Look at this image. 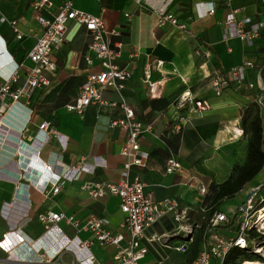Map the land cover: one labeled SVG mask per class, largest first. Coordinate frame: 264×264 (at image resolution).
Returning <instances> with one entry per match:
<instances>
[{
  "label": "crops",
  "instance_id": "crops-1",
  "mask_svg": "<svg viewBox=\"0 0 264 264\" xmlns=\"http://www.w3.org/2000/svg\"><path fill=\"white\" fill-rule=\"evenodd\" d=\"M35 1L0 0V41L14 61L25 65L20 69L22 77L26 67L31 65L28 52L42 32L37 14L52 19L64 0H50L51 6L41 7L37 12L32 5ZM73 2L77 9L102 17L109 30L117 31L109 34L110 44H122L118 61L122 66L129 65L133 73L121 94L111 87L104 89L103 97L108 104H90L83 113L69 110L67 105L75 102L87 76L99 72L101 66L97 60L92 65L85 60L91 41L85 26L74 20L68 22L66 41L54 54L57 68L47 72L51 85L36 91L29 104L31 111L18 103L2 113L0 238L15 225L28 237L37 238L44 230L38 215L47 210L64 211L79 219L94 213L102 218L106 228L127 234L120 199L111 194L93 198L82 188L87 181L116 182L121 178L127 160L122 152L127 132L120 126H111V122L124 116L120 106L122 95L134 110L136 119L152 126L141 141V149L149 154L146 165H133L131 178L139 176L145 190L157 201L176 198L188 212L186 224L201 223L220 185L230 177L234 164L245 160L248 136L244 133L242 114L255 100V91L238 88L234 83L222 96H215L211 80L216 73L228 74L234 66L248 61L255 67H264V0H172L167 9L187 24L186 30L170 24L160 25L158 10L145 0ZM156 5L161 7L162 3L156 1ZM211 6L215 11L206 13ZM229 14L234 15V21L227 24ZM243 19H249L246 30L262 24L259 36L252 43L237 35ZM11 20H17L24 33L22 39H17ZM254 71L248 72L247 80L257 83L258 76L263 80L264 72L262 76V71ZM182 95L208 99L211 107L203 116L188 119L181 131H173L174 122L165 113ZM45 121L68 136L67 150L61 151L56 139L39 153L32 147L23 148L24 142L32 144L30 136H36ZM25 125L28 131L21 133ZM56 152H61L65 168L93 164L96 156L105 158L106 165L81 172L57 194L43 192L38 184L51 174L44 170L43 163L54 165L53 171L60 169L53 158ZM170 158L181 162L180 170L166 171ZM263 182L264 169L235 193L233 199L238 198L241 204L235 205L233 210L231 206L229 211L243 205L247 194ZM199 183L205 185V192L198 189ZM5 212L9 217H5ZM177 225L173 217L167 215L146 231V237L153 234L160 237L150 247L147 261L178 255L177 264L188 262L192 240L183 232L175 231ZM61 226L70 235L77 233L65 222ZM224 232L231 235L234 230ZM78 233L84 239L92 237L89 232ZM143 241L147 243L146 238ZM181 243H186L187 252L172 248ZM93 245L105 247L97 242ZM105 248L109 257L105 264H113L115 248ZM5 258L6 253L0 248V264H8Z\"/></svg>",
  "mask_w": 264,
  "mask_h": 264
},
{
  "label": "built area",
  "instance_id": "built-area-1",
  "mask_svg": "<svg viewBox=\"0 0 264 264\" xmlns=\"http://www.w3.org/2000/svg\"><path fill=\"white\" fill-rule=\"evenodd\" d=\"M141 1L137 0V2ZM156 1L162 3L161 7L156 5ZM171 1L145 0L148 5L158 10L160 25L170 24L180 30H186L187 24L181 22L173 12L167 9ZM32 5L37 12L41 7L51 6L52 1L36 0ZM214 11L215 7L211 6L206 13ZM37 20L42 26V32L28 52L27 57L31 65L26 67L24 77L20 74V69L25 65L14 61L8 55L4 43L0 41V120L5 109L15 104L22 103L29 110L30 101L36 91L51 85L52 80L47 72L57 68L54 54L64 45L67 24L71 20L85 26L87 34L91 37L85 60L89 65L97 60L101 70L87 76L75 102L68 104L67 108L83 113L90 104H108L103 97V91L108 87L122 93L126 81L132 76V68L119 63L122 44L117 43L116 46L110 44L109 34L117 31L109 30L102 17L77 9L74 7L73 0H64L52 19L38 13ZM233 21L234 15L229 14L226 23ZM248 21L249 19H243L238 25L237 35L252 43L253 39L259 36L262 24L258 23L250 30H246L245 24ZM10 24L17 39H22L24 33L18 27L17 20H11ZM254 67L255 64L248 61L234 66L228 74L216 73L211 80L214 95L222 96L232 83L238 88L244 87L249 90L257 86L261 90L259 102L261 108L264 109L263 80L260 76H258L257 83L247 80L248 72ZM120 106L124 110V116L112 120L111 126H120L127 132L126 143L122 149L127 160L122 168L121 178L116 182L87 181L82 188L86 189L93 198L111 194L120 199V208L125 214L123 227L127 234L106 228L102 218L94 213L88 214L84 219H79L76 215L64 211L47 210L38 215L39 220L44 223V230L37 238L28 237L16 225L3 233L0 238V248L6 253L5 260L8 264H101L91 249L95 242L101 246L115 248L113 264H171L166 257L155 262L146 260L150 247L160 238L156 234L146 237V231L167 215H171L178 223L175 231L183 232L192 240L194 232L201 227L202 222L186 224L189 220L188 212L181 208L176 198L166 197L162 201H157L152 193L145 190V183L139 176L131 178L130 170L133 165H146L149 154L141 149V141L145 132L151 130L152 126L145 125L136 119L134 110L126 103L123 95ZM210 107L208 99H195L190 95H182L169 106V111L165 115L174 122L173 131H181L188 119L193 116H203ZM27 131L28 128L25 125L21 133ZM30 139L32 144L24 142L23 148L32 147L37 153L42 151L52 139L57 140L61 151L68 148V136L59 132L49 121L40 124L36 136H30ZM53 158L56 165L60 167L59 171H53L54 165L43 163L44 170L47 174H51L46 175L40 181L41 184H38L43 192L50 191L53 194H57L67 182L74 181L81 172L93 171L96 166L106 165L105 158L96 156L93 164L82 163L65 168L61 152L54 153ZM180 169L181 162L178 159L170 158L167 161L166 171L168 173ZM198 189L201 192L206 191L203 183L198 184ZM248 207L251 208L252 205L249 204ZM4 215L9 217L7 212ZM228 220L227 213L216 211L210 218L209 235L202 249L195 259L184 264H223L232 248H247V229L253 226L251 220L247 218V212L242 214L233 235L215 229L217 225L226 223ZM62 222L75 228L77 233L68 234L61 226ZM80 231L89 232L92 237L84 239L79 235ZM144 238L147 239V243L143 241ZM252 243L255 244V241ZM172 248L180 252L187 250L186 243L175 245ZM259 251L264 256L262 247ZM65 257H68V260Z\"/></svg>",
  "mask_w": 264,
  "mask_h": 264
},
{
  "label": "trees",
  "instance_id": "trees-1",
  "mask_svg": "<svg viewBox=\"0 0 264 264\" xmlns=\"http://www.w3.org/2000/svg\"><path fill=\"white\" fill-rule=\"evenodd\" d=\"M255 69L257 71H262L263 76L264 67L256 66L253 71ZM251 91H255V100L244 108L242 114V125L245 129L244 133L246 137L248 136V141L245 147V160L243 163L236 162L234 164L230 177L220 185L214 203L204 212L202 225L192 236L188 262L196 258L205 244L209 235V228L211 227L210 218L216 211H221L222 202H224L223 199L233 198L235 193L246 187L248 183L264 169V119L263 109L259 102L261 90L256 86V88ZM245 205L246 204H243L238 207L234 214H228L229 220L226 223L217 225L215 229L221 230L222 232L226 229L235 230L236 225L245 210ZM261 206H264V198H256L251 211L256 213ZM247 235L248 247L232 248L227 254L223 264H242L247 261L264 263V256L253 249L252 243V241H255V244L259 245L264 250V231L262 232L260 229H256L252 226L247 229ZM233 249H236L234 253H232ZM187 251L188 249L186 252Z\"/></svg>",
  "mask_w": 264,
  "mask_h": 264
},
{
  "label": "rangeland",
  "instance_id": "rangeland-1",
  "mask_svg": "<svg viewBox=\"0 0 264 264\" xmlns=\"http://www.w3.org/2000/svg\"><path fill=\"white\" fill-rule=\"evenodd\" d=\"M263 112H264V109H263ZM256 198L257 199L264 198V182L259 187V189H257V191L250 197V199L247 202L245 201V203H244V204H246L245 205L246 206L245 207V210H246L245 212H247V218H249L251 220L250 222L252 223V225L256 229H260L263 232L264 231V216H262V215L264 214V211H263L264 210V206H261L260 209H258L256 211V213L251 211V209L253 208V205H254V202H255ZM239 204H241V203L239 202V199L238 198H235V199L230 198V199L225 200L224 202H222L221 208L224 209V211L227 214H234L235 211L230 212L229 209L232 206V210H233L234 207H235V205H239ZM249 204L252 205L251 208L248 207ZM245 212H243V213H245ZM233 234L234 233H232L231 235H233ZM260 248L261 247L259 245L253 244V249L256 252H260L259 251ZM91 249L94 252V254L96 255L98 261L101 262V264H105L106 261L109 259L107 248L100 247L98 245H93ZM235 251H236V249H233L232 250V253H234ZM180 253H182V252H180ZM176 256H178V255H171L170 258H168V261L171 264H177L179 258H177ZM242 264H246V263H242ZM261 264H264V263H261Z\"/></svg>",
  "mask_w": 264,
  "mask_h": 264
},
{
  "label": "water",
  "instance_id": "water-1",
  "mask_svg": "<svg viewBox=\"0 0 264 264\" xmlns=\"http://www.w3.org/2000/svg\"><path fill=\"white\" fill-rule=\"evenodd\" d=\"M257 189H259V186L256 187V188H253V189L247 194L246 199H245L246 202H247V201L250 199V197H251V196L257 191Z\"/></svg>",
  "mask_w": 264,
  "mask_h": 264
},
{
  "label": "bare ground",
  "instance_id": "bare-ground-1",
  "mask_svg": "<svg viewBox=\"0 0 264 264\" xmlns=\"http://www.w3.org/2000/svg\"><path fill=\"white\" fill-rule=\"evenodd\" d=\"M4 130V129H3ZM6 132V131H5ZM264 211V210H263ZM262 216H264V214L262 215ZM246 264H261L260 262H252V261H247V262H245Z\"/></svg>",
  "mask_w": 264,
  "mask_h": 264
}]
</instances>
